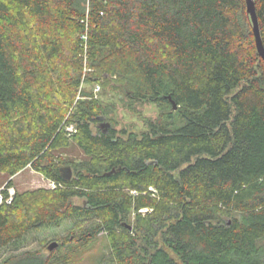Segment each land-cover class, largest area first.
Wrapping results in <instances>:
<instances>
[{
  "label": "trees",
  "instance_id": "obj_1",
  "mask_svg": "<svg viewBox=\"0 0 264 264\" xmlns=\"http://www.w3.org/2000/svg\"><path fill=\"white\" fill-rule=\"evenodd\" d=\"M85 81L161 115L105 131ZM72 142L88 160L65 180ZM27 167L54 187L0 203V264H73L60 246L102 232L113 264H264V59L246 0H0V171ZM67 220L59 248L23 250Z\"/></svg>",
  "mask_w": 264,
  "mask_h": 264
},
{
  "label": "rangeland",
  "instance_id": "obj_2",
  "mask_svg": "<svg viewBox=\"0 0 264 264\" xmlns=\"http://www.w3.org/2000/svg\"><path fill=\"white\" fill-rule=\"evenodd\" d=\"M112 85L110 83L106 86H101L98 83L87 81L82 84L87 91L92 92L95 97L100 98L105 106L106 114L97 123L98 127L105 129L104 125L109 123L111 127L116 128L119 132L126 131L127 133L135 132L140 134L149 128V121L157 120L160 117L162 111L157 103L130 99ZM69 129L74 130L73 125ZM59 153L65 160L64 166L70 165L72 167L73 175L75 174V164L88 160V156L75 142L60 150ZM10 179L13 180L14 188L18 191L38 187H54V183L51 180L31 167L25 168L15 176H10L8 173L0 171V190ZM73 201L75 203H83V199L79 197L74 198ZM135 215L134 213L132 222L135 221ZM73 229L76 228L74 222L71 220L64 221L58 227L33 229L28 233L24 244H22L23 250H39L43 254L48 255L52 250L59 248V245H57L55 248L50 249L51 243L58 242L60 244L62 238L67 236ZM68 244L67 246H60L63 249L60 253L76 246V251L71 250L73 264H113L109 238L105 232L97 235L85 246L76 245V243ZM160 244H163V242H160ZM165 247L172 253L168 246ZM10 253V249L4 250L0 260Z\"/></svg>",
  "mask_w": 264,
  "mask_h": 264
},
{
  "label": "water",
  "instance_id": "obj_3",
  "mask_svg": "<svg viewBox=\"0 0 264 264\" xmlns=\"http://www.w3.org/2000/svg\"><path fill=\"white\" fill-rule=\"evenodd\" d=\"M246 5H247V11L248 14L251 17L252 20V27H253V32H254V36H255V42H256V46L258 49L259 54L262 56V58L264 59V40L262 37V33H261V29H260V25H259V18H258V14H257V10H256V1L255 0H246ZM171 99V96H168ZM173 106L175 109H177L178 105L175 101H173ZM105 131L108 130V128L110 127L109 123H106L105 125ZM121 169V168H119ZM116 169L114 168L112 171L108 172L107 174H111L112 172H115ZM61 174L62 177L65 180H71L73 177V170L72 167L70 165L64 166L61 168ZM58 245V242H53L50 245V249L55 248Z\"/></svg>",
  "mask_w": 264,
  "mask_h": 264
},
{
  "label": "built area",
  "instance_id": "obj_4",
  "mask_svg": "<svg viewBox=\"0 0 264 264\" xmlns=\"http://www.w3.org/2000/svg\"><path fill=\"white\" fill-rule=\"evenodd\" d=\"M3 188L0 190V203H2L4 200H7L8 202H11L12 197H13V195L16 192V189L14 187H10L8 189V196H6L5 192H3Z\"/></svg>",
  "mask_w": 264,
  "mask_h": 264
}]
</instances>
